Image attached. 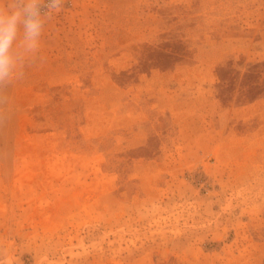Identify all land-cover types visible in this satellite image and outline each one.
<instances>
[{
    "label": "rangeland",
    "instance_id": "1",
    "mask_svg": "<svg viewBox=\"0 0 264 264\" xmlns=\"http://www.w3.org/2000/svg\"><path fill=\"white\" fill-rule=\"evenodd\" d=\"M40 55L0 264H264V0H66Z\"/></svg>",
    "mask_w": 264,
    "mask_h": 264
},
{
    "label": "clouds",
    "instance_id": "2",
    "mask_svg": "<svg viewBox=\"0 0 264 264\" xmlns=\"http://www.w3.org/2000/svg\"><path fill=\"white\" fill-rule=\"evenodd\" d=\"M66 0H4L0 3V127L17 109L10 89L23 81L26 70L42 59V36L53 14Z\"/></svg>",
    "mask_w": 264,
    "mask_h": 264
}]
</instances>
